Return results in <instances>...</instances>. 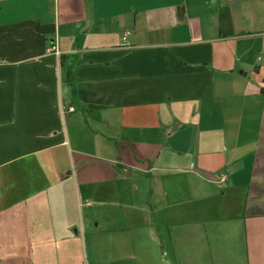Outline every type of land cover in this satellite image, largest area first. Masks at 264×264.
<instances>
[{
    "label": "crops",
    "instance_id": "1",
    "mask_svg": "<svg viewBox=\"0 0 264 264\" xmlns=\"http://www.w3.org/2000/svg\"><path fill=\"white\" fill-rule=\"evenodd\" d=\"M0 264H264V0H0Z\"/></svg>",
    "mask_w": 264,
    "mask_h": 264
},
{
    "label": "built area",
    "instance_id": "2",
    "mask_svg": "<svg viewBox=\"0 0 264 264\" xmlns=\"http://www.w3.org/2000/svg\"><path fill=\"white\" fill-rule=\"evenodd\" d=\"M127 34V31H123V35H122V38L125 37V35ZM49 50L52 51L53 53H57V48L55 46L54 43H51L50 46H49ZM60 107L63 109V110H66V111H72L73 108L67 104V102L65 100H61L60 101ZM223 176L220 175V180H223Z\"/></svg>",
    "mask_w": 264,
    "mask_h": 264
}]
</instances>
